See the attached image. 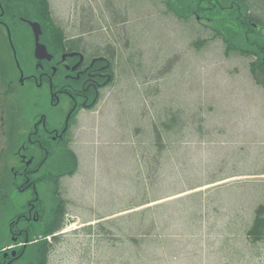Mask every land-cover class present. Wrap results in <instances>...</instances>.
<instances>
[{
	"label": "rangeland",
	"instance_id": "obj_1",
	"mask_svg": "<svg viewBox=\"0 0 264 264\" xmlns=\"http://www.w3.org/2000/svg\"><path fill=\"white\" fill-rule=\"evenodd\" d=\"M47 1L52 23L68 35L82 36L93 46L91 53L107 42L119 52L115 80L104 90L100 104L82 111L75 121L65 168L70 178L40 186L47 221L63 197L56 191L70 186L66 226L52 244L48 264H126L124 253L130 249L111 235L114 230L105 229L106 223L101 224L103 229L95 226L93 237L81 225L171 197L155 206L156 221L177 225L192 220L185 207L193 206L194 212L203 213L202 222L211 223L210 230L206 223L199 236L216 241L213 251L222 245L228 246L221 249L227 253L251 251L264 264V243L257 245L258 250L251 245L244 250L245 232L256 208L264 204V177L252 175L264 170V75L253 76L250 70L253 54L259 56L257 51L264 47V23L255 22L262 29L254 28V22L250 28L243 0ZM23 111L27 119L33 112L31 104H25ZM43 111L55 113L48 103L37 113ZM20 131L17 128L13 135L18 141ZM134 146L137 151L131 149ZM131 150L144 162L138 165ZM13 152L0 151V264L5 263L2 255L9 253L6 249L14 236L9 223L31 196L16 189L22 182L11 170L16 167ZM60 162L61 157L54 161L53 173ZM230 175L239 177L211 184ZM199 185L200 195L178 200L183 196L176 194ZM139 217L131 215L134 221H128L134 224ZM138 222L149 220L144 216ZM30 232L37 244L13 264L33 262L36 248L44 245L42 226L34 225ZM173 240L166 244L173 243L178 250ZM145 256L138 264H146Z\"/></svg>",
	"mask_w": 264,
	"mask_h": 264
},
{
	"label": "flooded vegetation",
	"instance_id": "obj_2",
	"mask_svg": "<svg viewBox=\"0 0 264 264\" xmlns=\"http://www.w3.org/2000/svg\"><path fill=\"white\" fill-rule=\"evenodd\" d=\"M43 7V0H0V151L14 150L16 167L11 170L22 182L16 189L31 195L11 225L16 245L6 263L25 255L32 226L55 223L59 206L52 210V221H47L40 186L68 176L65 168L77 116L81 108L97 103L112 77L108 61L59 38ZM29 103L33 112L27 120L23 106ZM47 103L55 113H37ZM17 128L24 130L19 141L13 137ZM60 157L53 173L54 161ZM21 224L16 234L14 229ZM14 251L16 258L11 257Z\"/></svg>",
	"mask_w": 264,
	"mask_h": 264
},
{
	"label": "crops",
	"instance_id": "obj_3",
	"mask_svg": "<svg viewBox=\"0 0 264 264\" xmlns=\"http://www.w3.org/2000/svg\"><path fill=\"white\" fill-rule=\"evenodd\" d=\"M243 1H246L248 10H250L251 4L253 6H256L257 4L260 5L261 3L264 4V0ZM254 12L256 14L261 13L259 9H254ZM131 149L136 150V147L134 146ZM132 150V157H135ZM120 153L121 148L119 150V154L117 153V155L120 156ZM135 159L138 165L140 161L144 162L145 160V158L140 159L139 157H135ZM118 161L120 162L121 160L116 159V162ZM126 162L130 161L127 160ZM130 166H133V169H137L135 165ZM143 167H145L144 164L141 168L142 171L144 170ZM128 171H133L134 174L137 173V170L129 169ZM145 171L148 175V169L145 168ZM258 175L264 177V171H261ZM235 177L238 176L230 175L224 180L234 179ZM186 192L187 191H183L176 195L180 197L186 194ZM168 199H154L152 201L141 203L127 209L119 210L102 219L85 221L82 225L97 224V228L100 227L101 229H103L106 226H101V224L106 223L108 227H106L105 229L114 230L111 235L118 239L119 242L123 241L120 244L128 246L130 249L129 252L124 253V255L126 256V264H138L139 260L144 254H146V264H242L243 262H245L246 264H255L261 262L260 255L257 254L242 255L227 253L225 252V250L222 251L221 249L228 248L227 245H222L220 250L216 249L215 251H213V246L216 245V241H213V239L209 236H199L200 231L205 229L204 225L206 223L208 225L207 229L210 230L209 227L211 223L204 221L202 222L200 219L202 218L203 213L194 212L193 206H190L191 208L185 207L187 208L185 209L186 213H188V210L191 211V214L189 215L193 218L192 220L184 221V223L181 222L177 225H175V221H156L153 216L155 213H152L154 212V209H156L155 206L157 205L155 204ZM130 212H132V214H130ZM131 215H139L140 217L146 216L149 222H145V224H138V219L140 218L139 217L136 222L132 224L131 221H134V219H130ZM118 220L122 221L119 222ZM125 220L131 221H128V223H123L126 222ZM170 239H174V242H178V250L176 248H173V243L166 244ZM244 241L246 242L244 250L249 251L250 244L247 240ZM171 245L174 251L172 250V248H170ZM151 248H153V252L150 251ZM115 253L119 257V260H123L122 253L117 251L116 248ZM189 253H191L192 255H189ZM238 256L242 257L239 259Z\"/></svg>",
	"mask_w": 264,
	"mask_h": 264
},
{
	"label": "trees",
	"instance_id": "obj_4",
	"mask_svg": "<svg viewBox=\"0 0 264 264\" xmlns=\"http://www.w3.org/2000/svg\"><path fill=\"white\" fill-rule=\"evenodd\" d=\"M254 69H256L257 65H254ZM253 69V71H254ZM258 70L262 71L264 73V62L262 64L258 65ZM64 224H61L53 229H51L48 233L54 234L56 232H59L62 230ZM248 236L252 241H264V206L259 207L257 210L256 218L254 221L253 226L248 231ZM51 246L46 245L43 249L42 253V264H45V258L48 256V253L50 251Z\"/></svg>",
	"mask_w": 264,
	"mask_h": 264
},
{
	"label": "bare ground",
	"instance_id": "obj_5",
	"mask_svg": "<svg viewBox=\"0 0 264 264\" xmlns=\"http://www.w3.org/2000/svg\"><path fill=\"white\" fill-rule=\"evenodd\" d=\"M111 56V55H110ZM115 56H113V58H114Z\"/></svg>",
	"mask_w": 264,
	"mask_h": 264
}]
</instances>
